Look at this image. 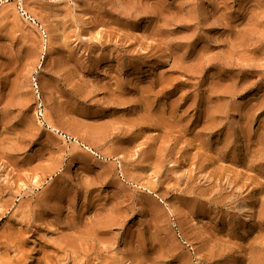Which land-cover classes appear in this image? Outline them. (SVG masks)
<instances>
[{
    "label": "rangeland",
    "instance_id": "obj_1",
    "mask_svg": "<svg viewBox=\"0 0 264 264\" xmlns=\"http://www.w3.org/2000/svg\"><path fill=\"white\" fill-rule=\"evenodd\" d=\"M0 264H264V0H0Z\"/></svg>",
    "mask_w": 264,
    "mask_h": 264
},
{
    "label": "bare ground",
    "instance_id": "obj_2",
    "mask_svg": "<svg viewBox=\"0 0 264 264\" xmlns=\"http://www.w3.org/2000/svg\"><path fill=\"white\" fill-rule=\"evenodd\" d=\"M83 147H84L85 149H87L88 151L93 152L92 149H91L90 147H88V146H86V145H84Z\"/></svg>",
    "mask_w": 264,
    "mask_h": 264
}]
</instances>
